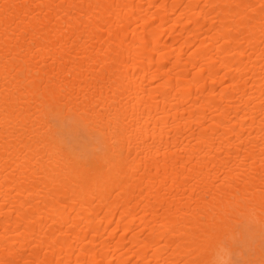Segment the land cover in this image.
Wrapping results in <instances>:
<instances>
[{"label":"bare ground","instance_id":"6f19581e","mask_svg":"<svg viewBox=\"0 0 264 264\" xmlns=\"http://www.w3.org/2000/svg\"><path fill=\"white\" fill-rule=\"evenodd\" d=\"M0 264H264V0H0Z\"/></svg>","mask_w":264,"mask_h":264}]
</instances>
